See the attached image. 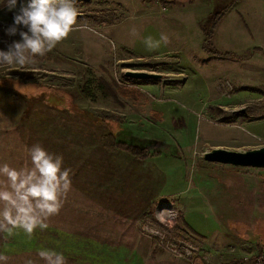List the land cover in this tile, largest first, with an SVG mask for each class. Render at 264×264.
<instances>
[{"label":"rangeland","instance_id":"rangeland-1","mask_svg":"<svg viewBox=\"0 0 264 264\" xmlns=\"http://www.w3.org/2000/svg\"><path fill=\"white\" fill-rule=\"evenodd\" d=\"M161 1L74 0L77 23L87 28L32 63L0 67V165L31 167L27 150L40 144L63 157L71 178L46 230L31 238L0 233L6 264H45L41 249L63 253L67 264H236L264 247V168L203 158L212 148L264 146V0H244L241 22L227 17L212 37V47L233 57L202 47L201 24L216 9L188 21L187 43L142 55L140 33L152 23L142 12L160 3L150 14H160L161 30L170 25L163 12L176 1ZM19 2L12 11L0 6V50L20 39L5 31ZM126 27L138 31L128 46ZM83 85L94 90L85 96ZM111 132L124 146L107 151L101 140ZM161 210L176 213L171 222L156 218ZM146 224L195 246L193 259L173 255Z\"/></svg>","mask_w":264,"mask_h":264},{"label":"clouds","instance_id":"clouds-1","mask_svg":"<svg viewBox=\"0 0 264 264\" xmlns=\"http://www.w3.org/2000/svg\"><path fill=\"white\" fill-rule=\"evenodd\" d=\"M18 0H0V6L8 11L17 8ZM80 15L74 0H20L19 9L13 15V23L5 30L9 36L19 35L7 50H0V67L24 66L44 57L73 31L87 28L78 25ZM90 30V29H89ZM137 35V30H131ZM147 50L154 51L167 46L170 38L161 33L159 40L147 37ZM199 116L200 114L197 113ZM31 167L15 168L8 163L0 165V233L11 237L22 231L31 238L37 229L46 230L50 217L59 215L67 193L71 189L69 170L62 167L63 157L50 153L40 144L27 150ZM176 213L161 210L156 218L171 222ZM144 230L156 234V229L145 225ZM38 256L45 264H67L63 253L41 249ZM8 257L0 254V262L6 264ZM26 264H34L28 260Z\"/></svg>","mask_w":264,"mask_h":264},{"label":"crops","instance_id":"crops-1","mask_svg":"<svg viewBox=\"0 0 264 264\" xmlns=\"http://www.w3.org/2000/svg\"><path fill=\"white\" fill-rule=\"evenodd\" d=\"M166 0H162L161 2H164ZM170 1V0H167ZM176 1V5H168L164 11H166L165 13L163 12V16L166 14L170 13V17H166L165 19L170 22V25L167 28H162L161 30V26L159 23V18H160V14H150V13H157L159 12L158 7H160V3H156V5H153L151 7V9L154 10H146V12H142L146 14V18L152 22L149 24H146V27L144 28V30H141L142 32L140 33V40L142 42V46H141V54L142 55H152L155 54V52H158L157 50L154 51H149L146 48V45L144 43L145 39L147 37H152L154 40H159L160 39V35L161 33L166 34L169 38H170V43L167 46H164L163 44H161V49L164 47L165 49L169 48L172 44L173 41L176 40L177 42H186L189 40L188 38V30L186 31V29H188V23L191 22L193 25L197 24V21H199L197 18H202L204 16H207L210 12H212V10H218L217 8L221 7L223 8L224 6H226V4L230 1V0H171ZM87 2L89 3L90 0ZM171 2V3H172ZM243 2L244 0H239L238 2H236L232 7H230L225 14L222 16V18L220 19V23L219 26L217 27L216 31L214 32V36L213 38H215V33L218 31L220 25H223V22L227 20V17L230 16V21L238 24L240 21L241 16L244 15V7H243ZM255 8V7H253ZM172 9V10H171ZM180 9H185L184 11L180 10ZM171 10V12H170ZM220 10V9H219ZM169 11V13H167ZM211 14V13H210ZM209 14V15H210ZM245 17V16H244ZM97 22H99V19H96ZM180 21H182V23L184 24L182 30L179 29L176 31L174 28V24L176 25H181ZM189 21V22H188ZM111 22L108 20V22L106 23V25H110ZM238 27V25H236ZM239 28V27H238ZM131 28L126 27V30L124 32V36H123V40H122V35H119L117 38L122 40V44H124V40H125V45L128 46L129 44H134V40L132 39V34H131ZM130 31V32H129ZM200 31V30H199ZM243 31V30H242ZM140 32V29H139ZM110 33L115 34L116 32L110 31ZM200 34V32H198ZM138 34V31H137ZM116 35V34H115ZM198 36V35H197ZM131 39V41L129 42V40ZM128 40V41H127ZM136 41V38H135ZM224 51H228V50H224ZM229 52V51H228ZM4 246V245H3Z\"/></svg>","mask_w":264,"mask_h":264},{"label":"trees","instance_id":"trees-1","mask_svg":"<svg viewBox=\"0 0 264 264\" xmlns=\"http://www.w3.org/2000/svg\"><path fill=\"white\" fill-rule=\"evenodd\" d=\"M238 1L239 0H230L226 4V6H224L220 10L213 11L210 15H208L206 20L201 24L203 35H204L202 47L206 53H208L210 55L222 56V57H233L234 56V54L231 52H228V51L221 52V51L216 50L214 47L211 46L210 42H211V39L213 37V33L215 31V28H216L217 24L219 23L220 19L222 18V16L225 14V12L230 7H232ZM253 49H256V48H253ZM87 83L90 84L89 82H87ZM96 89H99V90L101 89V91L103 90V83L101 82V80H97V88ZM92 90H94V89L91 87V85H89L85 88L83 85L82 89H81V91H83L85 96H88ZM114 138H115L114 133L112 134V132L110 134L107 133L106 135H103L102 140H101V144H102L103 148L106 149L107 151H114L115 147H117V145H118V147L124 146V145H122L121 142H119V143L116 142V140ZM125 148L127 150H129L134 156H136V158L138 160H141L144 158V152L142 150L137 149V148L132 147V146H125ZM148 217H151V216L148 214L145 216L144 219L146 220ZM173 236L174 237H172V238H175V240L179 239V238H177L178 235L175 237V234H174ZM155 242H158V240L155 239ZM257 251L258 252L260 251L264 254V247H259V249H257ZM254 256H250V259H253Z\"/></svg>","mask_w":264,"mask_h":264},{"label":"water","instance_id":"water-1","mask_svg":"<svg viewBox=\"0 0 264 264\" xmlns=\"http://www.w3.org/2000/svg\"><path fill=\"white\" fill-rule=\"evenodd\" d=\"M126 77L136 79L159 78L160 74L144 71L126 70ZM203 158L209 162L228 164L232 166L264 168V146L248 148L246 150H229L224 148H212L204 152Z\"/></svg>","mask_w":264,"mask_h":264},{"label":"built area","instance_id":"built-area-1","mask_svg":"<svg viewBox=\"0 0 264 264\" xmlns=\"http://www.w3.org/2000/svg\"><path fill=\"white\" fill-rule=\"evenodd\" d=\"M148 1L157 2L159 0H148ZM148 226H150V225H148ZM150 227H152V226H150ZM153 235L158 240H161L160 242H162V243L164 242L165 248L167 250H169L173 255L180 257V258H185L188 260L193 259V256L195 255V252H196L195 246H192L191 244H187L184 242H180L179 239H177V240H175V238L170 239L168 236L166 238V236H164L162 233H160L157 230H156V234H153ZM163 239H165V240H163ZM166 239H168V240H166ZM236 264H264V254L259 251L255 254L253 259H250V257L240 258L237 260Z\"/></svg>","mask_w":264,"mask_h":264}]
</instances>
